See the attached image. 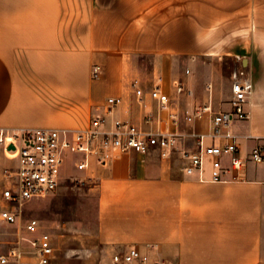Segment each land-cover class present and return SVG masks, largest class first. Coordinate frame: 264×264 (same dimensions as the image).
Wrapping results in <instances>:
<instances>
[{"label":"crops","instance_id":"obj_1","mask_svg":"<svg viewBox=\"0 0 264 264\" xmlns=\"http://www.w3.org/2000/svg\"><path fill=\"white\" fill-rule=\"evenodd\" d=\"M94 64L104 68L98 80ZM240 68L253 95L249 119L233 128L248 155L264 140V0H0V129H85L99 115L103 130L120 119L177 135L168 157L158 148L116 151L86 171L110 261L138 246L173 264H263L264 162L226 181H213L208 164L203 179L184 171L197 136L212 133L211 115L185 117L202 105L230 111ZM178 82L192 94L177 93ZM156 87L170 98L165 109L151 98ZM110 97L122 98L112 113ZM24 247L9 264H36ZM63 261L55 251L50 264Z\"/></svg>","mask_w":264,"mask_h":264},{"label":"built area","instance_id":"obj_2","mask_svg":"<svg viewBox=\"0 0 264 264\" xmlns=\"http://www.w3.org/2000/svg\"><path fill=\"white\" fill-rule=\"evenodd\" d=\"M103 74V66L94 64L92 78L98 80ZM132 87L138 97L144 95L140 80H133ZM174 87L179 94H192V90L187 89L182 82L176 83ZM231 90L230 111L214 113L210 105H202L185 117L191 122L209 114L212 120V133L197 136L198 150L184 154L189 161L184 168L187 174L198 172L203 179L206 164H209L213 181H226L230 174L233 179H240L249 161L264 162V140H260L248 155H243L233 128L235 122L247 120L250 116L246 106L253 95V83L245 69L237 71ZM150 94L161 108L169 106V96L159 87L154 88ZM121 102L120 97L108 98V113H112ZM174 119L176 121V117ZM105 122L104 117L93 115L85 129H0V145L5 152L15 151V156L8 158L17 162L15 167L4 171L9 180L2 196L9 207L1 211L0 218L15 223L19 217L17 206L33 198L55 193L64 177L63 169L67 161L71 162L75 171L86 172L93 162L107 164L116 151L146 153L151 148H158L162 157H168L176 147L175 133L145 130L120 119L112 121L111 130H103ZM207 136L211 138L209 144L205 141ZM10 144L15 149H9ZM24 229L26 235H20L15 246L0 254V263H19L26 256L24 244L27 243L32 248L36 264H50L56 251L52 235L48 231H41L42 226L37 219H30ZM110 264L173 263L166 258L152 260L147 252L132 246L127 251L114 252Z\"/></svg>","mask_w":264,"mask_h":264},{"label":"rangeland","instance_id":"obj_3","mask_svg":"<svg viewBox=\"0 0 264 264\" xmlns=\"http://www.w3.org/2000/svg\"><path fill=\"white\" fill-rule=\"evenodd\" d=\"M1 156L5 163L0 164V213L9 207L2 196L9 180L4 169H12L16 162L0 145ZM63 172L67 177L55 193L17 206L19 217L15 223L0 218V254L15 246L20 235H26L24 226L30 219H37L41 231L52 234L58 260H64L63 264H110V254L97 237L98 201L91 190L96 182L86 172L75 171L70 161Z\"/></svg>","mask_w":264,"mask_h":264},{"label":"bare ground","instance_id":"obj_4","mask_svg":"<svg viewBox=\"0 0 264 264\" xmlns=\"http://www.w3.org/2000/svg\"><path fill=\"white\" fill-rule=\"evenodd\" d=\"M15 154H16L15 151L8 152V155L11 156V157L15 156Z\"/></svg>","mask_w":264,"mask_h":264},{"label":"water","instance_id":"obj_5","mask_svg":"<svg viewBox=\"0 0 264 264\" xmlns=\"http://www.w3.org/2000/svg\"><path fill=\"white\" fill-rule=\"evenodd\" d=\"M9 149L13 150L15 149V146L13 144H10Z\"/></svg>","mask_w":264,"mask_h":264}]
</instances>
